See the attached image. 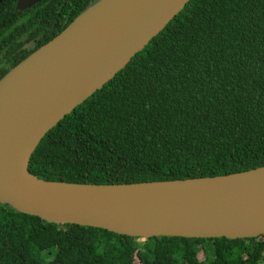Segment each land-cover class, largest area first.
Returning <instances> with one entry per match:
<instances>
[{
	"label": "trees",
	"instance_id": "1",
	"mask_svg": "<svg viewBox=\"0 0 264 264\" xmlns=\"http://www.w3.org/2000/svg\"><path fill=\"white\" fill-rule=\"evenodd\" d=\"M96 0L0 3V78ZM264 166V0H189L41 138L39 180L130 184ZM264 264V236L139 238L55 225L0 204V264Z\"/></svg>",
	"mask_w": 264,
	"mask_h": 264
},
{
	"label": "water",
	"instance_id": "2",
	"mask_svg": "<svg viewBox=\"0 0 264 264\" xmlns=\"http://www.w3.org/2000/svg\"><path fill=\"white\" fill-rule=\"evenodd\" d=\"M39 1L15 0L14 9ZM188 1L96 0L0 78V204L46 223L141 240L264 236V166L106 185L49 182L27 172L46 132L124 68Z\"/></svg>",
	"mask_w": 264,
	"mask_h": 264
},
{
	"label": "flooded vegetation",
	"instance_id": "3",
	"mask_svg": "<svg viewBox=\"0 0 264 264\" xmlns=\"http://www.w3.org/2000/svg\"><path fill=\"white\" fill-rule=\"evenodd\" d=\"M3 1V0H2ZM1 1V2H2ZM0 2V3H1ZM38 3V2H37ZM24 11V10H23ZM17 12H22V11H17ZM22 48L23 49H25L26 51H28V50H30L31 52L33 51V48H34V42H32V41H29L28 43H26V44H24L23 46H22ZM3 63V59H1V61H0V66H1V64Z\"/></svg>",
	"mask_w": 264,
	"mask_h": 264
},
{
	"label": "rangeland",
	"instance_id": "4",
	"mask_svg": "<svg viewBox=\"0 0 264 264\" xmlns=\"http://www.w3.org/2000/svg\"><path fill=\"white\" fill-rule=\"evenodd\" d=\"M134 264H136V262Z\"/></svg>",
	"mask_w": 264,
	"mask_h": 264
}]
</instances>
